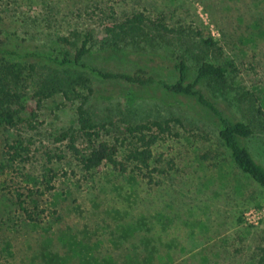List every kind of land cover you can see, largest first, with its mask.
Here are the masks:
<instances>
[{"label": "rangeland", "instance_id": "374dc122", "mask_svg": "<svg viewBox=\"0 0 264 264\" xmlns=\"http://www.w3.org/2000/svg\"><path fill=\"white\" fill-rule=\"evenodd\" d=\"M57 1L0 0L1 25L7 36L25 40V45L31 46L28 49L56 56L60 50L57 37L85 27L98 33L99 19H85L82 10L59 11L62 6ZM176 3L177 14L172 13L173 5L166 6L170 25L178 21L203 25L217 37V18H212L199 2ZM156 39L158 43L161 38ZM238 53L236 70L241 81L236 80L234 86L239 93L254 92L264 113V45ZM230 54L225 52V56L232 57ZM191 60L188 64L193 70ZM142 61L147 59L130 65L119 57L103 67L137 76L146 69L156 80H176L174 71L162 68L166 60L164 66L151 70ZM93 87L102 97H90L86 106L99 117L118 119L126 115L134 123L186 118L153 147L151 167L162 173L153 174L152 182L133 178L129 172L120 174L108 166L84 173L66 153L65 142L56 140L75 127L74 108L78 102L61 96L46 101L35 128L22 125L9 132L0 131V162L5 146L16 134L25 139L29 149L25 162L16 163L0 175V264H125V254L139 243L135 245L133 239L123 244L114 241L112 234L120 223L103 224L99 215L107 211L113 217H128L123 224L129 223L132 216H145L150 231L146 235L153 239L159 257L170 255L167 264H255V249L264 236V191L234 167L226 151L216 147L211 127H203V119L207 120L203 112L198 124L191 121L197 120L193 113L201 111L197 103L169 96L154 86L136 90V98L127 108L126 85L96 81ZM199 88L226 117L245 120L232 106V93L222 94L204 84ZM81 93L86 94L83 90ZM244 142L264 166V130L255 128L254 136ZM47 169L52 171L51 188L46 183ZM70 233L75 238L63 242L64 235ZM87 233V238L83 237ZM119 239L128 241L129 237ZM44 246L50 255L46 259L41 255ZM72 255L74 259L65 263V258Z\"/></svg>", "mask_w": 264, "mask_h": 264}, {"label": "trees", "instance_id": "16d2710c", "mask_svg": "<svg viewBox=\"0 0 264 264\" xmlns=\"http://www.w3.org/2000/svg\"><path fill=\"white\" fill-rule=\"evenodd\" d=\"M194 1L207 9L212 18H217V37L203 25H188L180 21L170 25L165 10L166 6L173 5L172 13L177 14L176 0H58L56 4L61 3L62 6L59 11L82 10L85 19L95 17L101 25L96 34L93 29L85 27L74 29L68 36L57 37L60 50L56 56L51 52L28 49L31 46H26L25 40L9 38L0 17V131L9 132L22 125L35 128L39 111L46 101L55 96L66 101L73 99L78 102L74 108L75 127L61 133L56 140L65 142L66 153L79 168L90 174L108 166L120 174L129 172L133 178L152 182L153 174L162 173L151 167L154 145L168 135L173 126H181V121L186 118L170 117L162 121L134 123L126 115L118 119L106 115L99 117L86 105L90 97H102L94 90L96 81L126 85L124 99L127 108L132 106L136 90L156 86L169 96L194 100L201 111L193 113L197 120L191 121L198 124L203 119V112L207 117V120L203 119V127H211L216 147L226 151L234 167L264 191V166L244 144L254 136L255 128L264 130V113L254 92L243 90L239 93V88L234 86L236 80L241 81L236 70L235 57H240L238 52L264 45V0ZM156 37L164 40L159 39L157 43ZM225 52L232 53V57L225 56ZM119 57L130 65L133 61L138 63L147 59L142 62L149 70L164 66L166 60L167 65L162 68L174 71L176 80L173 83L156 80L146 69L142 76H137L107 71L103 67ZM222 58L225 61L215 62ZM189 59L194 64L193 70L189 67ZM201 84L222 94L232 93V106L245 120L226 117L199 88ZM81 90L86 94L82 95ZM123 146L125 148L121 152ZM5 147L0 175L16 163L25 162L29 152L25 139L19 134ZM51 173L47 169V187L53 180ZM109 213L102 212L99 216L103 224L112 221L117 226L120 223L113 231V240L123 244L133 239L135 245L139 243L125 254V264L171 262L169 254L161 258L157 248L152 246L153 239L146 235L150 231L149 225L144 223L149 222L145 216L138 219L132 216L135 221L131 219L123 224L128 217L117 218ZM89 234L83 237L87 238ZM137 234H140L139 240L136 239ZM119 236L129 237V240L121 241ZM66 238L75 236L65 234L61 240L64 242ZM45 247L41 255L46 259L50 255ZM69 249L65 250L66 254H69ZM144 251L146 255H143ZM254 254L255 264H264V236ZM74 257L69 256L64 262L72 261Z\"/></svg>", "mask_w": 264, "mask_h": 264}]
</instances>
